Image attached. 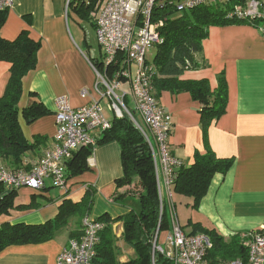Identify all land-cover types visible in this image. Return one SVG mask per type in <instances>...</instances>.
Wrapping results in <instances>:
<instances>
[{
    "label": "crops",
    "instance_id": "obj_1",
    "mask_svg": "<svg viewBox=\"0 0 264 264\" xmlns=\"http://www.w3.org/2000/svg\"><path fill=\"white\" fill-rule=\"evenodd\" d=\"M87 1L14 0L13 6L6 10L0 28L1 37L13 40L22 30H27L33 40L40 42L36 66L23 77L18 103V122L23 136L32 147L24 152L20 165L11 166L0 160V165L7 169L28 170L51 147L55 133V99L59 96H65L72 107L100 101L106 119L110 121L116 117L115 112L108 108L106 98L101 99L94 88L97 81L94 65L104 72L103 62L99 64L90 58L85 51L87 44L79 38L77 27L73 33L68 22L72 10L89 18L94 29L88 13L85 15L84 10L79 9L81 3L89 7ZM73 26H76L75 23ZM154 52L149 51L147 63H152ZM197 60L199 66L184 71L179 78L206 79L213 90L219 76L224 77L227 86L225 112L211 122L207 140L217 157L231 158L232 164L226 173L213 175L207 192L196 207H192V198L175 193L172 187L170 200L165 191L164 205L169 224L159 231L158 244L167 249L166 235L173 215L186 233L191 231L192 223H198L214 229L226 239L255 231L264 223V33L259 26L247 23L211 25ZM9 67V62L0 60V95L9 79ZM118 70V65L109 69L108 79L114 81ZM118 84L117 90L121 94H117L123 96L128 104L125 105L133 111L129 79L120 78ZM82 89L88 91L85 97L80 95ZM157 99L171 116L170 153L181 160L183 166H189L195 151L205 152L199 123L201 103L186 91L171 93L163 90L158 93ZM33 102L41 103L47 113L27 120L22 111ZM105 109L112 115H107ZM101 135L102 132H97L96 139ZM97 140L90 147L86 170L70 177L66 171V189L51 186L48 179L45 186L39 189H15L13 206L0 213V226L4 223H45L56 216L63 201L79 202L88 190L92 195L88 215L95 219L107 216L115 220L111 227L120 250L118 260L127 262L133 259L134 250L121 239L120 218L136 208V198L115 200L118 194L126 191V187H115V180L123 173L120 146L113 140L102 143ZM29 204L33 206L20 208ZM80 228L81 220L78 222L77 218H73L53 239L9 245L0 251V264H55L56 256L71 239L69 233L80 235ZM162 231L164 233L160 236Z\"/></svg>",
    "mask_w": 264,
    "mask_h": 264
},
{
    "label": "trees",
    "instance_id": "obj_2",
    "mask_svg": "<svg viewBox=\"0 0 264 264\" xmlns=\"http://www.w3.org/2000/svg\"><path fill=\"white\" fill-rule=\"evenodd\" d=\"M89 2L93 4L95 0H89ZM89 7L81 3L79 9H83L86 15ZM154 9V19L163 21V26L159 29L163 42L154 48L152 63H149L154 67L151 84L155 96L157 97L163 90L171 93L186 91L193 99L201 103L199 123L203 133L205 152L195 151L193 162L178 170L171 186L175 193L192 198V207H196L207 192L213 175L226 173L232 164L231 158L217 157L207 140V131L211 122L225 112L227 86L222 75L219 76L217 86L213 90L206 79L192 80L179 77L184 71L199 66L197 57L202 50V41L208 35L209 26L257 24L229 20L224 17L227 8L216 5L198 6L181 12L177 11L172 4L156 6ZM5 14L6 10L0 11V28L5 20ZM39 46L40 42L33 40L27 30H22L13 40L0 36V60L10 63L9 79L3 94L0 95V160L6 161L11 166L20 165L24 152L32 147V144L23 136L18 122V103L22 93L23 77L35 68ZM115 64L117 63L112 64L113 66L109 65L106 71L117 66ZM125 102L124 104H127ZM22 113L27 120H34L46 114L47 110L41 103L33 102L25 107ZM110 123V128L103 131L97 141L102 143L113 140L120 146L123 173L115 180V187L117 189L126 187V191L118 194L115 200L122 197L136 198V208L130 209L120 218L121 239L134 250L135 257L127 262L118 260L120 250L116 246L117 238L111 227L115 220L101 216L98 220L102 221L105 227L99 233L95 256L90 264H171L159 252L155 253L154 261L151 257L152 239L156 230H164L169 223L164 202L160 204L150 151L141 132L125 113L120 117H113ZM89 154L88 146H80L73 152L66 162L69 177L86 170V159ZM14 190L0 188V213L7 212L13 206ZM91 205L92 195L87 190L79 202L63 201L56 216L45 223L2 224L0 251L9 245L41 243L53 239L59 230L69 225L71 219L77 218L79 222L85 214H88ZM32 206V204L22 205L20 208L27 209ZM191 226L192 229L188 234L204 233L211 240L212 246L205 255V259L209 262L246 260L248 238L243 237V234L239 235V233L226 239L214 229L203 227L198 223H192ZM76 235L77 233L74 232L69 233L71 238L79 236V234Z\"/></svg>",
    "mask_w": 264,
    "mask_h": 264
},
{
    "label": "built area",
    "instance_id": "obj_3",
    "mask_svg": "<svg viewBox=\"0 0 264 264\" xmlns=\"http://www.w3.org/2000/svg\"><path fill=\"white\" fill-rule=\"evenodd\" d=\"M13 4L14 0H0V11L9 9ZM169 4L179 12L205 5L226 7L224 17L257 24L264 33V0H95L93 3L95 10L91 16L104 68V72L100 73L95 67L97 81L94 88L101 99L106 98L108 108L115 112L116 117L125 113L141 132L150 150L160 204L164 202L165 191L167 198L171 199V186L183 166L182 161L170 153L171 116L155 96L151 84L154 67L147 63L149 50L163 42L159 33L163 21L154 19V7ZM114 63L119 70L114 74L115 80L111 81L106 70ZM123 77L130 82L133 111L124 104L123 96L116 92L118 81ZM87 94L86 89L80 91L82 97ZM54 118L55 133L51 147L28 170L0 166V188L39 189L45 186L48 179L51 186L66 189V162L73 152L80 146H94L97 140L95 134L111 126L103 114L100 101L72 107L65 96L55 99ZM104 227L102 221L85 214L81 219L80 235L69 239L67 246L56 256L55 264H90L95 256L99 233ZM243 237L248 238L245 261L207 262L205 255L212 246L209 237L204 233H186L173 215L165 241L168 249L158 244L157 229L152 239V261L154 254L159 252L171 264H264V223L257 230L243 234Z\"/></svg>",
    "mask_w": 264,
    "mask_h": 264
},
{
    "label": "rangeland",
    "instance_id": "obj_4",
    "mask_svg": "<svg viewBox=\"0 0 264 264\" xmlns=\"http://www.w3.org/2000/svg\"><path fill=\"white\" fill-rule=\"evenodd\" d=\"M92 5H90V7L88 9V15L92 19V21H93V18L91 16V12H94L95 7L94 6L92 7ZM68 22H69L71 31L73 33L75 31V27H77V31L79 33V38H83L84 39V42L87 44V49H85V51H88V53H89L88 55L90 56V58H92L93 60H95L97 63L102 64V62H103V60L101 59L103 57L102 51H101V49H100V47H99V45H98V43L96 41L94 29H93L92 24L90 23L89 18L87 19L82 14H78L75 11L73 13L72 10H70V15H69V18H68ZM74 23H75L76 26H73ZM74 37H75V35H74ZM76 40L78 42H80V40L78 39V37L76 38ZM153 50L154 49H150L149 51L150 52H153ZM147 57H149V55H147ZM94 66L101 73L100 68L97 67L96 64ZM116 92L119 93V94H121V91L116 90ZM105 113L107 115H112V112H108V111H106V109H105ZM177 214H178V212H177ZM162 233H164V232L163 231L160 232V236H161Z\"/></svg>",
    "mask_w": 264,
    "mask_h": 264
},
{
    "label": "bare ground",
    "instance_id": "obj_5",
    "mask_svg": "<svg viewBox=\"0 0 264 264\" xmlns=\"http://www.w3.org/2000/svg\"><path fill=\"white\" fill-rule=\"evenodd\" d=\"M148 55V54H147ZM149 64V63H148ZM150 151V150H149Z\"/></svg>",
    "mask_w": 264,
    "mask_h": 264
}]
</instances>
